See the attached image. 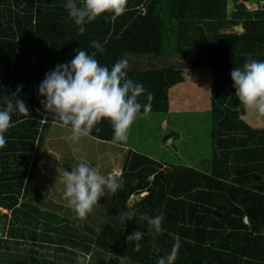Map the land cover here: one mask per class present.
I'll use <instances>...</instances> for the list:
<instances>
[{
    "label": "trees",
    "instance_id": "16d2710c",
    "mask_svg": "<svg viewBox=\"0 0 264 264\" xmlns=\"http://www.w3.org/2000/svg\"><path fill=\"white\" fill-rule=\"evenodd\" d=\"M65 2L0 0V108L22 86L16 98L29 109V115L13 112L15 126L0 149V208L11 212L0 213V234L8 230L10 236L0 239L1 262L18 264L11 257L18 251L14 246L39 241L22 227L37 210L30 193L36 189L50 132L59 123L44 109L38 90L46 73L82 49L96 53L109 69L122 58L128 60L129 78L147 90L140 102L151 105L140 115L210 113L213 153L200 171L167 166L130 150L123 167L111 174L125 183L110 194L103 225L79 231L86 232V227L93 236H61V223H53L60 236L56 243L72 245L75 257L71 262L65 254L55 256L52 264H83L89 255L100 263L109 256L116 264H157L177 239L174 264H264V116L239 101L231 78L233 69L250 59L264 61V9L253 10L254 0H127V11L114 23L102 16L81 34ZM93 41L105 51L93 48ZM153 58L183 59L185 65L152 63L145 68L139 62ZM96 128L90 137L122 147L123 142H113L109 121L98 122ZM134 197L139 200L132 204ZM127 211L135 216L121 223L118 217ZM161 214V233L141 218ZM136 230L144 233L139 252L136 242L128 241Z\"/></svg>",
    "mask_w": 264,
    "mask_h": 264
},
{
    "label": "clouds",
    "instance_id": "9594fccd",
    "mask_svg": "<svg viewBox=\"0 0 264 264\" xmlns=\"http://www.w3.org/2000/svg\"><path fill=\"white\" fill-rule=\"evenodd\" d=\"M126 4L127 0H79V3L78 0H66L65 8L74 24L79 26V33L83 34L87 24L102 16L114 23L127 11ZM92 47L100 53L105 51L99 41H93ZM95 57L96 53L89 54L79 49L69 62L57 64L53 71L46 73L38 90L44 98L41 103L60 127L70 131L73 142L90 136L102 120L111 123L114 143L127 141L138 115L151 110L150 104H142L139 100L147 90L143 84L129 78L126 58L118 60L109 69ZM231 78L239 101L264 116V61L250 59L243 68L235 67ZM21 91L22 86L17 88L12 97L14 99H8L7 106L0 108V149L7 144L5 134L15 126L13 112L29 115L24 101L16 98ZM147 98L151 100L152 94L148 93ZM96 131L99 129L96 128ZM62 180L65 184L63 199L81 220L93 211L106 190L116 192L125 183L122 178L102 175L97 168L84 162L72 167L70 172L63 171ZM134 216V211H127L121 213L118 219L126 223ZM141 218L146 219L156 233L163 232L162 214ZM143 235V232L136 230L128 236V241L136 242L137 252L141 250ZM179 248L180 241L177 239L172 251L161 256L157 264H174Z\"/></svg>",
    "mask_w": 264,
    "mask_h": 264
},
{
    "label": "rangeland",
    "instance_id": "374dc122",
    "mask_svg": "<svg viewBox=\"0 0 264 264\" xmlns=\"http://www.w3.org/2000/svg\"><path fill=\"white\" fill-rule=\"evenodd\" d=\"M261 1L254 0L251 4L252 9L258 10ZM150 60L146 59L139 62L145 65V68L146 64L152 63L157 66L185 65V63L182 64L183 59L179 62H174L173 59H167L163 62L154 58L152 61ZM167 62L170 63L167 64ZM212 129L213 122L210 113L140 115L132 125L127 141H124L121 147L98 141L90 136L82 137L78 142H73L71 133L67 128L54 125L49 135L45 158L39 168L37 186H35L36 189H33V199L36 200V205L38 204L37 210L33 212L34 218L29 222V225L22 227L26 229L27 233L32 232L39 241L38 243L33 242L31 246L25 244L20 245V247L14 246V249L18 251L11 257L18 264H22L23 261L24 264H35V261L52 264V259L55 256L65 254L66 257L71 258L72 262L75 257L74 253H71V251L75 252L74 248L71 247L72 245L67 246L61 243L62 246H53L47 243L48 240L59 243L57 239L60 236L56 235L57 231L52 226L53 223L54 226L56 223H61L59 224L60 229H58L61 236L64 234L73 235V238L76 235L93 236L86 227L84 228L86 232H79L83 228L82 226L92 229L103 225L108 212L109 196L113 192L106 190L105 195L98 201V205L86 219L81 220L63 199L65 190V184L62 180L63 171L70 172L72 167L84 162L97 168L102 175L109 176L116 169L119 170L123 167L130 150L147 155L167 166H189L202 171L205 170L207 162L212 159ZM172 133L178 135L173 136V138ZM49 164L52 165L50 172L47 169ZM40 191H46V193L43 195ZM147 194L145 193L141 197ZM40 195L41 197H39ZM137 200L139 198L134 197L132 204ZM40 202L43 203L41 206ZM42 206L45 207V210L41 208ZM29 212L31 211L29 210ZM47 225H49L48 229ZM52 229L54 230L52 231ZM91 256H87L85 262H81L83 264H116V261L110 260L109 256L101 259L104 263L97 262L99 259L92 260ZM61 261L66 262L65 260ZM71 262L68 261L63 264H70ZM122 264L127 263L122 262Z\"/></svg>",
    "mask_w": 264,
    "mask_h": 264
},
{
    "label": "crops",
    "instance_id": "0c3cea01",
    "mask_svg": "<svg viewBox=\"0 0 264 264\" xmlns=\"http://www.w3.org/2000/svg\"><path fill=\"white\" fill-rule=\"evenodd\" d=\"M51 164H49V168H47L48 170H49V172L52 170V169H50L51 168ZM187 167H189V166H187ZM39 179V174H38V176H37V178H36V181H35V186H37V180ZM43 195L46 193V191H40ZM30 196H32V198H33V190H32V192L30 193ZM96 206H94V208H95ZM3 209V208H2ZM4 211H5V214H8V215H11V212L10 211H8V210H5V209H3ZM0 226H2V225H0ZM1 231V230H0ZM2 235V236H1ZM85 237H87V236H85ZM0 239H3V240H9L10 239V236L8 235V230H6V232H5V234H0ZM51 245H53V246H58V244L56 243V242H54V243H52ZM15 250H13V253L15 254ZM4 253V252H3ZM6 258H9V255L7 254V255H4ZM1 257H3V255L1 254L0 255V264H4V263H2L1 262ZM8 263H9V261H8ZM23 263V262H22Z\"/></svg>",
    "mask_w": 264,
    "mask_h": 264
},
{
    "label": "built area",
    "instance_id": "2783aa9c",
    "mask_svg": "<svg viewBox=\"0 0 264 264\" xmlns=\"http://www.w3.org/2000/svg\"><path fill=\"white\" fill-rule=\"evenodd\" d=\"M263 1V2H262ZM261 1V3H260V7H259V5H257L259 8H261V9H264V4H262V3H264V0H262ZM259 8H257V9H259ZM144 11V13H145V10H143ZM113 177V176H112ZM5 213V211L2 209V208H0V213Z\"/></svg>",
    "mask_w": 264,
    "mask_h": 264
}]
</instances>
